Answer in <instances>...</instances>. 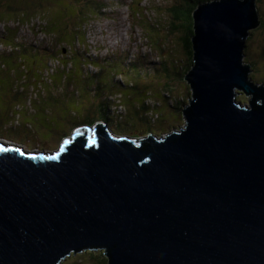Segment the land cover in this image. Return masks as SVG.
<instances>
[{"label": "water", "instance_id": "1", "mask_svg": "<svg viewBox=\"0 0 264 264\" xmlns=\"http://www.w3.org/2000/svg\"><path fill=\"white\" fill-rule=\"evenodd\" d=\"M255 2L192 12L178 130L128 139L95 123L52 154L0 142V264L86 251L106 264H264V86L244 63Z\"/></svg>", "mask_w": 264, "mask_h": 264}, {"label": "trees", "instance_id": "2", "mask_svg": "<svg viewBox=\"0 0 264 264\" xmlns=\"http://www.w3.org/2000/svg\"><path fill=\"white\" fill-rule=\"evenodd\" d=\"M109 1L112 0H100L99 2L97 0H21L12 2L14 4L9 6L8 1L0 0V23L4 25V29L0 33V69H4L3 72H0V90L2 87L4 88L10 78L9 90L7 93L4 92L2 94V99L7 104L6 110L3 111L6 112L9 118L15 119L17 123L20 118L38 115L39 110L45 114L56 112L51 117L56 119V121L58 119L61 120V123L65 126L74 125L70 132L72 134L79 127L92 126L98 122L104 123L108 128L112 124H122V122L115 123L116 121L114 122L112 119L111 113L115 112L120 115L121 110H123L126 115L127 107V110L130 109L131 112L125 117H130L148 127L154 124V120L157 119L154 110L157 107H154L151 102L146 105L148 92L144 99L135 101L132 105L127 99L132 93L126 94L127 97H124V101L121 94L112 92L115 89L113 84H116L120 87L134 90L133 94L144 96L145 94H142L141 91L137 92L134 89L133 82L135 80L133 78L140 77L139 74H132L135 77L129 80L130 82H125L126 84L123 81H121V84L114 82L118 74L108 73L102 69L108 68L109 70L110 66L108 63L113 64L117 60L115 55L107 54L98 61L91 57L86 59L83 54L79 53L80 46L86 53L84 47L86 29L93 21L97 22L101 18L107 17L106 12L109 9V4L107 3ZM129 1L130 3L128 6L126 5V8L131 10L130 20L133 30H136V26L133 25L134 21L140 24V28L144 29V34L147 38L148 35H155L156 31H151V29L154 27L158 29V26L151 23L148 12L143 6L145 1ZM210 1L213 0H174L168 7L170 35H178L177 41L186 57L187 65H180L177 68L175 62L174 64L172 63V60L167 59L166 61L163 59L155 66L156 71L153 74L158 75L161 81L166 82L162 84V100L167 102L164 98L165 96L169 99L170 107H174L177 110L179 119L182 121L181 109L184 104V98L180 97L181 101L173 99L170 95V84L171 82H176L177 78H179V82L185 85L190 96L189 86L185 82L184 76L192 65L190 45L192 36L191 14L198 5ZM4 5L6 6L3 8ZM22 8L25 10H22ZM35 9L37 10L36 12L34 11ZM4 11L12 13L7 15ZM258 17L260 26L256 31L264 28L262 19L260 16ZM35 20L38 23L44 22L43 26L36 27V29L39 34L40 32L42 33L43 42L47 43L48 46L42 43L38 45L18 43L17 35L19 29H28L29 27L33 29L32 23ZM15 24L17 28H14ZM256 31L251 32L248 38H251L252 33ZM74 59L75 61L73 62ZM119 59L124 65L125 60ZM95 62L99 65H94L93 63ZM134 65L136 64L127 65L126 63L124 67L125 69L131 68L130 72H133L136 70L133 68ZM17 68L27 71L30 79L26 76L14 81V70ZM94 69H98V72H93ZM31 73H35V77H32ZM145 73L147 74L146 71ZM99 78H105V81L100 84ZM21 80H24L25 83L23 86L18 87V83ZM27 83L30 84L28 87H26ZM80 84H83L86 88L84 96L80 94ZM74 97H76V101L72 104ZM20 101L23 105L26 104V109L22 104L18 103ZM24 101L25 103H23ZM148 112L150 113V118L147 117ZM124 118L121 120L123 121ZM62 134L63 137L67 136L66 133ZM146 134H151V132L147 131ZM146 134L145 132H140L138 136L142 137V135Z\"/></svg>", "mask_w": 264, "mask_h": 264}, {"label": "rangeland", "instance_id": "3", "mask_svg": "<svg viewBox=\"0 0 264 264\" xmlns=\"http://www.w3.org/2000/svg\"><path fill=\"white\" fill-rule=\"evenodd\" d=\"M6 1H8L7 3L10 6L11 4H14L12 2H19L21 0ZM97 1L99 2L100 0ZM144 1L145 2L143 3V6L148 12L151 23L158 26V29H155L156 27L151 29V31H156L155 35H148V39L144 34V29L139 27L140 24L135 23L132 20L133 25L136 26V30H133L132 22L130 20V15H132L130 14L131 10L126 8V5L128 6L130 3L129 0H112L107 3L109 4V9L106 12L107 17H103L97 22L93 21L85 31L86 35L84 47L86 49V53L83 51L81 46L79 47V53L83 54L86 59L91 57L92 59L99 61L107 54L115 55L117 58V63H108L110 66L109 70L108 68L102 69L105 72L119 75H116L114 82H118L120 84L121 81L124 83L127 81L130 82L129 80H132V78L135 77L132 74H139L140 77L133 78L135 80V82H133L135 87L134 89H136L137 92L141 91V93L145 95L139 96L137 94H133L134 90L113 84L115 89H113L112 92H118L117 94H121L123 96L122 100H124V97H127L126 94L132 93L133 95L131 94V96L127 98L130 102V105H132L133 102L144 99L147 95L146 93L148 92V100L145 102L146 105L151 102L154 107H157L154 110L156 113L154 114L157 115V119L153 117L156 123L154 122V124L149 125V127L145 124H140L139 121H135L130 117H125L131 112L130 109L127 110V107L126 115L123 110H121L120 115L112 112L111 116L114 122H122V124H112L109 128L110 132L117 137L123 136L127 138H136L139 137L138 134L140 132H145L146 134L147 131H150L155 137H162L167 135L171 130H178L183 126V121L179 119L180 117L176 112L177 110L174 107H170L171 104L168 101L169 99L165 96L164 98L167 100V102L162 100V84H165L166 82L161 81L158 75L153 74V72L156 71L155 66L158 65V63L163 59L166 61L167 59L172 60V63L174 64L175 62V66L177 68L180 65H187L186 57L177 41L178 35H170L168 28V7L174 0ZM257 2L258 3L256 7L258 16H260L264 24V0H259ZM5 6L6 5H4L3 8ZM22 10L25 9L22 8ZM34 11L36 12L37 10L35 9ZM4 12L7 13V15L12 13L7 11ZM37 20L40 21L39 19ZM38 21L35 20L32 23L33 29L30 27L28 29H19L17 35L18 43L23 45H38L42 43L48 46L47 43L43 42L44 38L42 33L40 32L39 34L38 30L36 29V27L43 26L44 22L38 23ZM142 24L145 25L143 22ZM3 26L4 25L0 23V33L2 32V29H4ZM14 28H17L16 24L14 25ZM245 45L246 48L244 51V63H247L251 66V73L249 75L250 80H252L254 84L264 86V28L252 33L251 38H249V41H247ZM119 58H122L123 61L125 60L124 65L126 63L127 65L136 64L133 66V68L136 69L133 71L134 73L130 72L131 68L125 69ZM74 61L75 59L73 62ZM93 64L96 66L99 65L96 62ZM98 69H94L93 72H98ZM3 71L4 69H0V72ZM13 76L14 81L15 79L18 81L19 79H22V77L26 76L28 79H30L27 71H22L21 69L19 70V68L14 70ZM31 76L35 77V73H31ZM98 81L100 84H102L105 81V78H99ZM10 82L11 81L9 78L4 88L2 87L0 90V142L22 147L27 152L37 151L52 154L58 151L63 141L66 139H71L70 132L74 125L65 126L61 123V120L58 119L56 121V119L51 117V115H54L56 112L45 114L41 110H39L38 115L31 117L28 116L22 119L20 118L16 123L15 119L9 118L8 115H6V112L3 111L6 110L7 104L2 99V94L4 92H8ZM24 83V80H21L20 83H18V87L23 86ZM29 85L30 84L27 83L26 87ZM170 87V95L173 97V99L181 101L180 97L184 98V104L182 105L183 108V106H185L187 103L186 100L189 98V91L186 90L184 84L179 82V78H177L176 82H171ZM85 89V86L80 84L81 96L86 94ZM73 99L74 101L72 100V104L75 103L76 97ZM236 101L246 104V99L243 95H238L236 97ZM18 103L22 104L21 101ZM23 103H25V101ZM22 106L26 109V104H22ZM173 106H175V104H173ZM147 117L150 118L149 112L147 113ZM122 118H124L123 121L121 120ZM62 133H66L67 136L63 137ZM144 136L145 135H142V137ZM61 264H106V260L100 251H86L77 255H71Z\"/></svg>", "mask_w": 264, "mask_h": 264}, {"label": "clouds", "instance_id": "4", "mask_svg": "<svg viewBox=\"0 0 264 264\" xmlns=\"http://www.w3.org/2000/svg\"><path fill=\"white\" fill-rule=\"evenodd\" d=\"M255 3H257V0H256V2ZM259 28V27H258ZM256 30V29H255ZM254 31V30H253ZM253 31H251V32H253ZM251 32H250V34H251ZM250 37V36H249ZM249 39V38H248ZM248 39L246 40V42L248 41ZM245 48H246V46H245ZM239 95H243V94H239ZM244 96V95H243ZM245 97V96H244ZM245 99H246V103H247V101H248V99L245 97ZM243 104V103H242ZM98 123H100V122H98ZM147 135H152V134H146L144 137H146ZM123 137V136H122ZM121 137V138H122ZM136 138H143V137H136ZM128 139H133L132 137H130V138H128ZM1 143H3V142H1ZM5 144H7V143H5Z\"/></svg>", "mask_w": 264, "mask_h": 264}, {"label": "bare ground", "instance_id": "5", "mask_svg": "<svg viewBox=\"0 0 264 264\" xmlns=\"http://www.w3.org/2000/svg\"><path fill=\"white\" fill-rule=\"evenodd\" d=\"M130 69V68H129Z\"/></svg>", "mask_w": 264, "mask_h": 264}]
</instances>
